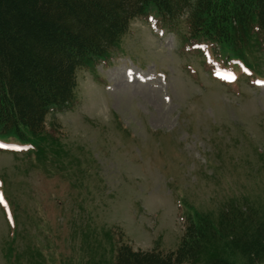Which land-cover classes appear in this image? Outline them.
I'll list each match as a JSON object with an SVG mask.
<instances>
[{
    "label": "rangeland",
    "instance_id": "374dc122",
    "mask_svg": "<svg viewBox=\"0 0 264 264\" xmlns=\"http://www.w3.org/2000/svg\"><path fill=\"white\" fill-rule=\"evenodd\" d=\"M258 42L241 58L220 49L223 67L207 45L133 19L108 64L77 70L75 100L46 115L36 153L0 150V264H113L119 236L174 249L189 217L217 223L230 205L264 230Z\"/></svg>",
    "mask_w": 264,
    "mask_h": 264
},
{
    "label": "trees",
    "instance_id": "16d2710c",
    "mask_svg": "<svg viewBox=\"0 0 264 264\" xmlns=\"http://www.w3.org/2000/svg\"><path fill=\"white\" fill-rule=\"evenodd\" d=\"M150 8L166 27L186 28L187 41L221 43L241 56L255 37L264 49V0H0V138L36 153L46 115L75 100L77 70L109 53ZM252 213L230 205L217 223L191 216L169 250L134 248L119 236L113 264H234L224 256L230 248L259 261L264 230Z\"/></svg>",
    "mask_w": 264,
    "mask_h": 264
},
{
    "label": "snow or ice",
    "instance_id": "6c2138e0",
    "mask_svg": "<svg viewBox=\"0 0 264 264\" xmlns=\"http://www.w3.org/2000/svg\"><path fill=\"white\" fill-rule=\"evenodd\" d=\"M0 203H3V201H2V200H0Z\"/></svg>",
    "mask_w": 264,
    "mask_h": 264
}]
</instances>
